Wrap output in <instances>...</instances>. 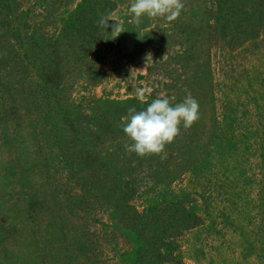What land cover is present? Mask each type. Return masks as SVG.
<instances>
[{
	"label": "rangeland",
	"instance_id": "rangeland-1",
	"mask_svg": "<svg viewBox=\"0 0 264 264\" xmlns=\"http://www.w3.org/2000/svg\"><path fill=\"white\" fill-rule=\"evenodd\" d=\"M129 2L0 0V264H264V0ZM188 94L191 128L126 150L130 108Z\"/></svg>",
	"mask_w": 264,
	"mask_h": 264
},
{
	"label": "clouds",
	"instance_id": "clouds-1",
	"mask_svg": "<svg viewBox=\"0 0 264 264\" xmlns=\"http://www.w3.org/2000/svg\"><path fill=\"white\" fill-rule=\"evenodd\" d=\"M183 7L182 0H130L127 11L132 21L138 22L148 17L171 22L180 16ZM109 21H115L111 35L117 34L118 37L125 32L118 18L101 17L99 23L108 28ZM150 93V88H138L136 97L143 103ZM198 119L199 103L191 94L176 104L161 95L152 99L142 110L130 108L128 115L121 118L123 132L131 141L125 148L139 157L162 154L166 145L171 144L179 135L181 124L184 129H189Z\"/></svg>",
	"mask_w": 264,
	"mask_h": 264
}]
</instances>
